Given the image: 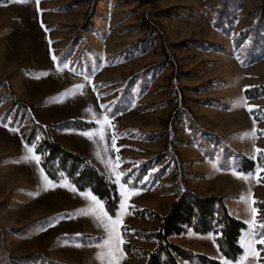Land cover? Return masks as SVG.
Returning a JSON list of instances; mask_svg holds the SVG:
<instances>
[{
  "label": "rangeland",
  "instance_id": "obj_1",
  "mask_svg": "<svg viewBox=\"0 0 264 264\" xmlns=\"http://www.w3.org/2000/svg\"><path fill=\"white\" fill-rule=\"evenodd\" d=\"M263 3L0 0V117L7 112L6 120H0V264H46L38 258L20 259L34 251L63 261L101 264L97 245L106 234L79 211L87 206L81 194L90 191L76 189L66 177L51 182H66L67 187L45 191L41 167L23 159L26 146H33L24 142L32 115L44 123L71 116L95 121L89 129L49 130L53 139L83 153L113 181L116 174L109 161L118 164L120 184L125 183L122 173L134 165V180H145L148 186L126 184L125 200L117 184L121 198L116 214L124 202L121 225L128 232L156 230L150 228L153 216L138 217L133 208L164 214L183 186L200 195H225L229 212L248 226L245 234L252 219L256 227L251 230L261 231ZM79 84L83 89L69 94ZM245 88L260 93L246 96ZM10 90L32 104L28 111L15 110ZM107 110L116 113L108 116ZM172 113L179 115L173 133L165 122ZM85 132H100L104 139L89 140ZM113 134L118 136L115 147ZM40 137L38 133L35 141ZM33 154L38 155L34 149ZM242 155L254 161L250 170L237 169ZM147 157L145 171L137 174L136 166ZM133 190L139 194H128ZM116 214L111 217L116 219ZM82 233L101 240L80 242ZM255 238L251 253L242 260V251L232 264H264V244ZM119 264L134 261L124 254Z\"/></svg>",
  "mask_w": 264,
  "mask_h": 264
},
{
  "label": "trees",
  "instance_id": "obj_2",
  "mask_svg": "<svg viewBox=\"0 0 264 264\" xmlns=\"http://www.w3.org/2000/svg\"><path fill=\"white\" fill-rule=\"evenodd\" d=\"M260 13H264V3L260 7ZM87 20L88 18H86V21ZM250 90L251 89L248 88L244 89L246 96L254 97L260 93V90L251 92ZM11 97L12 105L15 106V110L23 107V110L28 111L27 108L30 107V105L32 106V104H27L12 91ZM184 110H186V108H180V112ZM6 113L7 112H4L0 117L2 122L6 120ZM115 113L116 110L106 111L108 116H113ZM22 115L23 114H21V117ZM178 119L179 115L177 113H172L167 117V120H165L171 133L174 132L173 124L178 121ZM9 125H13L12 120L9 122ZM95 125L96 122L93 120L75 116H71L70 118L67 117L56 122L44 123L32 115L31 124L25 134L24 142L35 146L34 152L41 157L39 166L43 169V172L50 181L59 182L62 177H66L76 189L81 191L88 189L102 201L106 212L110 216H114L119 207L121 198L117 184L102 170L90 162L83 153L53 139L49 130L51 126L60 129H89ZM38 133L41 134V137L38 141H35V137ZM148 159L147 157L141 160L140 164L136 166V168L138 167L137 174H139V171L140 173L145 171V163ZM253 164L254 161L251 158L242 155L240 166H238L237 169L243 171L250 170ZM122 177L123 181H128L131 187L143 188L144 186H148L145 184V180H143V182H136L134 180V165L124 171ZM262 180L264 181V177ZM180 183H184V178L181 175ZM223 196L225 195L217 193L200 195L183 186L181 189L177 190L164 214H158L155 210L150 208H133L136 215L144 216L147 214L154 218H158V227L156 230L133 229L132 232H128L127 227L123 226V237L134 235H140L144 238L153 237L156 239V244L152 249L146 250L140 246L123 241V249L129 255L145 253L146 260L143 264H180L177 260V256L188 260L191 264H223L222 261L217 258L180 246L168 240L167 236L169 234L185 232V230L190 227L193 231L198 233L210 232L213 235L216 246L224 257L230 260L238 259L243 250L238 241V236L244 229L245 223L229 212L224 203ZM257 204L261 205L264 204V202H258ZM99 237L100 236H91L82 233L79 237V241L89 243L99 240ZM32 258L43 260L46 264H81L49 258L44 256V253L35 251L20 256V259L24 261H28Z\"/></svg>",
  "mask_w": 264,
  "mask_h": 264
},
{
  "label": "snow or ice",
  "instance_id": "obj_3",
  "mask_svg": "<svg viewBox=\"0 0 264 264\" xmlns=\"http://www.w3.org/2000/svg\"><path fill=\"white\" fill-rule=\"evenodd\" d=\"M35 2L38 4L39 0H35ZM55 59V57H53ZM57 71H60V69H57ZM84 85L79 84L76 86L75 89L69 90V94L74 93L78 91L79 89H83ZM251 111V109H249ZM85 135L89 140H93L94 136H98L100 140L104 139V136L100 134V132H85L82 133ZM254 137V133L250 134ZM118 138L116 134H113L111 137L112 140V146L115 147V140ZM98 142V141H94ZM34 145L31 147H27V154L23 157L25 161L28 162H35L37 166H39L41 157L39 155L33 154ZM107 151V149H105ZM118 151V149H117ZM99 155V154H98ZM119 160V158H117ZM108 166L112 169V172L116 174L115 183L120 184V174L116 173V168L118 167V164H112L110 161L108 162ZM38 172L40 173L39 179L42 182L43 190H48V188L51 187H67L68 185L65 183H61L59 185L52 184V182L47 178V176L43 173V169L38 168ZM63 179V177H62ZM128 184V181H125L124 184H120L122 188L121 195L124 197V199H127V189L125 188V185ZM73 192H76V189L73 187L70 189ZM130 195H137L139 194L135 190L128 193ZM81 195L84 196L87 206L80 209V214L89 216L93 219L94 223L97 224V227H102L106 238H102V243L98 244L97 247L100 249V251L97 252V259L101 261V264H119V260L123 258V251L121 249V244L123 243L121 234L118 230V226L121 224L122 216L124 214L125 204L124 202L121 203L120 209L121 211L116 214V219H113L109 214L103 210V203L97 199L95 195H92L89 193H82ZM242 199L247 203V198L242 197ZM251 212L254 214L256 212L255 208H251ZM250 225V230L245 235V240L243 243V247L245 248V257H242L241 259H245L247 255L251 253L253 250V245L257 242L255 240V237L259 236V243L264 244V224L259 225V229L261 231H252L251 229L256 227L255 219H252L250 221H247ZM79 246V245H77ZM227 264V262H225Z\"/></svg>",
  "mask_w": 264,
  "mask_h": 264
},
{
  "label": "crops",
  "instance_id": "obj_4",
  "mask_svg": "<svg viewBox=\"0 0 264 264\" xmlns=\"http://www.w3.org/2000/svg\"><path fill=\"white\" fill-rule=\"evenodd\" d=\"M86 190H84V191H86ZM144 216H146V215H144ZM144 216H138V217H144ZM146 217H149V216H146ZM151 218H152V220H150V223H151L150 228L155 229L158 227L159 219L154 218V217H151ZM122 227L123 226L120 224L119 232L121 234L122 241H127L131 244L134 243L135 245L142 246L146 250H150L155 246L156 240L153 237L152 238H142L139 236L123 237ZM247 228H248V226H246V224H245L244 229L241 231L240 235L238 236V241L243 248V250H242L243 252L245 251V248L243 247L242 242L244 243V240H245L244 236L246 235L245 231L247 230ZM179 237H183V238L180 239ZM167 238L169 241L171 240V241L178 243L180 245L187 246L190 249L196 250L198 252H202V253L210 256V257L221 258V261L224 264H225V262H227V264H232L235 261V260H230V259H228L222 255V253L220 252V250L218 249V247L216 246V244L213 240V235L210 232L198 233V232L193 231L192 229H188L185 232L171 233L167 236ZM100 240H101V237L98 241L90 242V243H86V244H92V243L100 242ZM255 240H256V238H255ZM121 247H122V244H121ZM122 249H123V247H122ZM123 253L126 254L127 257H129V258L132 257L134 264H143L145 259H146V254H144V253L137 254V255H128L124 249H123ZM178 262L180 264H191L188 260L182 259V258L181 259L179 258Z\"/></svg>",
  "mask_w": 264,
  "mask_h": 264
}]
</instances>
